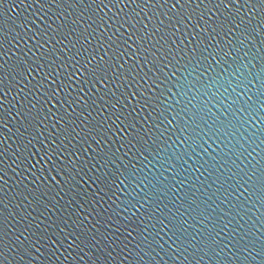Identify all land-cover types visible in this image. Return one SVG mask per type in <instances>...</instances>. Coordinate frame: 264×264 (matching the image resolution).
<instances>
[{
	"label": "water",
	"instance_id": "1",
	"mask_svg": "<svg viewBox=\"0 0 264 264\" xmlns=\"http://www.w3.org/2000/svg\"><path fill=\"white\" fill-rule=\"evenodd\" d=\"M0 264H264V0H0Z\"/></svg>",
	"mask_w": 264,
	"mask_h": 264
}]
</instances>
